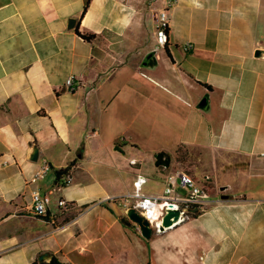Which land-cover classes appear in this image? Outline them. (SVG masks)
<instances>
[{
	"label": "crops",
	"instance_id": "obj_1",
	"mask_svg": "<svg viewBox=\"0 0 264 264\" xmlns=\"http://www.w3.org/2000/svg\"><path fill=\"white\" fill-rule=\"evenodd\" d=\"M85 2L0 0V264H264V0H178L164 47L155 30L145 39L135 0H91L82 16ZM144 134L169 141L138 156ZM180 145L217 192L145 239L118 198L138 176L161 194ZM36 188L51 198L44 218Z\"/></svg>",
	"mask_w": 264,
	"mask_h": 264
},
{
	"label": "built area",
	"instance_id": "obj_2",
	"mask_svg": "<svg viewBox=\"0 0 264 264\" xmlns=\"http://www.w3.org/2000/svg\"><path fill=\"white\" fill-rule=\"evenodd\" d=\"M178 0H163L164 6L159 12L156 21L155 34L158 46L164 47L168 42L169 12ZM193 45L189 43L187 48H192ZM67 88L74 92L77 88V81L75 76H69L66 80ZM138 163L137 159H131V164ZM51 170V164L47 159H44L41 167L35 173L31 182H37L47 176ZM73 175L70 172L65 176L66 184L72 181ZM146 178L138 176L134 181V188L131 192L120 196L118 199L122 202L125 211L129 207H134L145 219L149 220L152 226L157 227L161 222L163 215L167 208L180 207L184 218H188L194 214L187 211V208L200 207L201 210L207 208L212 203L213 195L203 187L199 180L184 170L183 168L173 171L167 180V185L164 191L158 195H148L143 193V185ZM51 198L48 194H44L39 188L33 189L31 192V211L36 217L44 218L48 214V205ZM70 203L66 200H60L59 206L61 208H68ZM264 210V201L262 203Z\"/></svg>",
	"mask_w": 264,
	"mask_h": 264
},
{
	"label": "water",
	"instance_id": "obj_3",
	"mask_svg": "<svg viewBox=\"0 0 264 264\" xmlns=\"http://www.w3.org/2000/svg\"><path fill=\"white\" fill-rule=\"evenodd\" d=\"M76 22L77 19L72 18L70 20L69 27L70 28L74 27L76 25ZM154 63H156L155 54L154 52H150L143 59L142 66L150 67ZM208 105H209V95L206 94L198 103V107L202 109H206ZM155 157H156V165L158 166L162 165L165 167H168L170 165V158L168 157L166 158L163 152L157 153ZM187 211L196 214L199 213L201 209L200 207H193V208L190 207L187 208ZM125 213H126L125 217L122 219V221L127 225H131L132 223H135L138 226L141 235L148 240L152 237L155 230L163 232L185 220L184 215L182 213V209L180 207L167 208L165 214L162 217L161 222L157 225V227L152 226L149 220L145 219L134 207H129L125 211Z\"/></svg>",
	"mask_w": 264,
	"mask_h": 264
},
{
	"label": "rangeland",
	"instance_id": "obj_4",
	"mask_svg": "<svg viewBox=\"0 0 264 264\" xmlns=\"http://www.w3.org/2000/svg\"><path fill=\"white\" fill-rule=\"evenodd\" d=\"M139 5H137L136 7H134L135 12H136V16L139 17L140 20V26L142 28L143 31H145V39L146 37L149 38V32L153 33L155 30V26H156V21L157 18L159 16V12L162 9V7L164 6V4L162 3V0H135ZM144 42V40H143ZM146 42H148L146 40ZM146 43H143V46ZM144 58V55L142 54L140 56V58L138 59V63H140ZM145 69H150V68H145ZM168 138L165 135H159V137L157 138L156 136L151 137L149 135H141L140 138V143L142 146V150L140 153H136L138 156H141V154L143 153L144 155H148L152 157L153 154H155L153 152V148H155L156 146H159L160 144H166L168 142ZM103 144H106L103 143ZM192 163V162H191ZM191 165V164H190ZM193 165V163H192ZM189 166V164H187V167ZM180 167H186L185 164H180ZM156 186V185H154Z\"/></svg>",
	"mask_w": 264,
	"mask_h": 264
},
{
	"label": "trees",
	"instance_id": "obj_5",
	"mask_svg": "<svg viewBox=\"0 0 264 264\" xmlns=\"http://www.w3.org/2000/svg\"><path fill=\"white\" fill-rule=\"evenodd\" d=\"M90 4H91V0H86L82 16H84L85 13L88 11ZM76 31L81 37H83L87 41H91V40H93L96 37V34H85V33H82L79 30V26L76 27ZM177 156L181 160V164H185L186 165V167H182V168L191 174L193 169H192V163H191V160H190L191 159V154H190L189 148L184 146V145H180L178 150H177ZM187 164H189L188 167H187ZM71 168H72L71 166H68V167H66L64 169L58 170L57 171V180L62 182L64 185H66L65 176H67L70 173ZM200 183H201V185L203 187H205L209 191V193L211 195H214L217 192L215 185L212 184L209 181V179L205 178L204 180H200ZM50 264H59V262L56 261L55 259H53Z\"/></svg>",
	"mask_w": 264,
	"mask_h": 264
}]
</instances>
